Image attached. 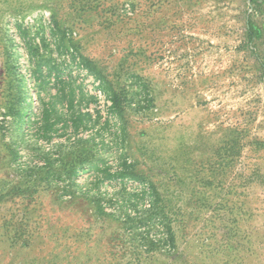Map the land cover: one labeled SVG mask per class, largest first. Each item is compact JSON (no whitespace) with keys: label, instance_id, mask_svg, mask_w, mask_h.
Here are the masks:
<instances>
[{"label":"rangeland","instance_id":"rangeland-1","mask_svg":"<svg viewBox=\"0 0 264 264\" xmlns=\"http://www.w3.org/2000/svg\"><path fill=\"white\" fill-rule=\"evenodd\" d=\"M16 25L36 44L43 37V55L54 59L59 31L119 95L122 153L174 216L170 255L140 254L154 230L97 213L92 193L81 194L92 173L32 185L33 172L21 170L45 166L42 155L69 162L75 135L59 124L52 141H39L33 125L13 124L35 122L57 94L34 87ZM73 76L84 96L75 110L118 117L108 114L105 89L82 70ZM53 106L72 117L66 104ZM105 159L114 166L111 154ZM112 186L99 187L108 207L124 192ZM141 256L264 264V0H0V264H141Z\"/></svg>","mask_w":264,"mask_h":264},{"label":"trees","instance_id":"trees-1","mask_svg":"<svg viewBox=\"0 0 264 264\" xmlns=\"http://www.w3.org/2000/svg\"><path fill=\"white\" fill-rule=\"evenodd\" d=\"M15 28L17 36L22 41L26 51L27 62L30 67V77L34 87L38 88V91H42L48 85H51L56 89L57 94L53 96L56 102L51 100L48 103L50 109L41 108L40 117H36L35 122L31 121L30 117L26 121H23L22 117H15L13 124L20 129L25 124L26 126L33 125L36 127L35 136L39 141H52L57 136L59 124H62L65 128H70L73 137L75 135V142L68 148L72 151V153L68 154V156H71L69 162L65 158H62L61 161H64V163L61 164L58 159V163L60 162L61 166H56L54 163L57 160L51 161L50 155H42V158L46 156L44 158L45 166L30 169L26 166L21 170L28 172L30 175L33 172L35 179L31 182L32 185L51 178H59L61 184L65 182L62 181V177L66 175L67 177H73L80 171L92 173L93 180L86 185L81 194L88 197L92 193L90 197L91 203L94 204L97 213L102 217L123 219L124 224L130 225L129 228L134 223L135 225L138 224V226L154 230L155 237L141 244L140 254L149 255L148 253L158 252L162 255H170L171 251L175 248V239L171 227L174 216L167 213L165 207L162 206L161 199L154 186L146 183V181L144 182L142 177L134 173L133 166L129 162L128 157L125 153H122V132L125 135V130L122 129V117L119 111L121 99L119 95L110 91V87L104 77H102L93 64L72 47L67 48L65 46V38L62 35L60 36L59 31L52 34L54 50L57 53L61 52L57 55L58 59H54L52 56L45 57L43 55L45 49L49 50L43 37H40V41L36 44L35 39L29 33V28H22V25H16ZM73 68L84 71L86 76L91 77L94 83L98 84V88L105 89L108 92L105 97L108 114L117 115L118 117H106L103 120L101 117H85L91 115L89 113L82 115L81 111L75 110L74 104L78 96L75 91L78 87L75 83L78 79L73 76ZM83 98L84 96L82 95H80V98L78 96V102H82ZM58 101L61 104H66V108L69 109L72 117H68L67 120L64 117H57L58 113L54 110L53 105L58 103ZM132 102L134 101L130 98L129 104ZM38 103L44 105L41 97H39ZM19 112L17 113L18 115L21 114ZM86 129H92L94 134L86 140L78 138V132ZM109 145L114 147L113 153H106L104 151V147ZM110 154L113 156V167L108 166V161L105 159V155ZM64 155L61 152L59 153L60 157ZM15 156L18 157V154L15 153ZM67 165H69L68 169L66 168ZM129 183L136 184L133 193L125 191ZM102 185L108 187L116 185L119 186L120 190H124L119 200L112 203V205L116 204V207H108L104 203L105 201L100 196L99 189ZM71 187L72 185L69 183L62 185L61 190L63 194H67L68 192L65 191ZM107 209H111V211L108 213ZM115 209L117 212L114 211ZM139 259L143 262L141 264H149L151 261V257L149 256H141Z\"/></svg>","mask_w":264,"mask_h":264}]
</instances>
